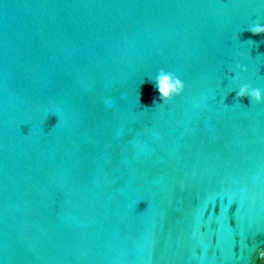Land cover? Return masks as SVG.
Masks as SVG:
<instances>
[{
	"label": "water",
	"instance_id": "95a60500",
	"mask_svg": "<svg viewBox=\"0 0 264 264\" xmlns=\"http://www.w3.org/2000/svg\"><path fill=\"white\" fill-rule=\"evenodd\" d=\"M256 23L264 0H0V264H264Z\"/></svg>",
	"mask_w": 264,
	"mask_h": 264
},
{
	"label": "clouds",
	"instance_id": "9594fccd",
	"mask_svg": "<svg viewBox=\"0 0 264 264\" xmlns=\"http://www.w3.org/2000/svg\"><path fill=\"white\" fill-rule=\"evenodd\" d=\"M247 30L255 35L264 34V25L259 23L253 24ZM247 43L254 44V41L248 40ZM236 75L233 78V83L236 84L240 80V72H247V68L240 64L235 65ZM156 88L158 89L160 99L163 101L162 104L170 102L174 97L180 96L185 88L184 83L176 75L160 70L153 81ZM249 98L251 103L261 104L264 103V93L258 88H251L249 85L240 86L237 90L236 99L240 101L243 98ZM154 106H158L159 103L153 102ZM261 258H264V251L259 253Z\"/></svg>",
	"mask_w": 264,
	"mask_h": 264
}]
</instances>
